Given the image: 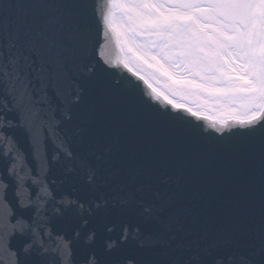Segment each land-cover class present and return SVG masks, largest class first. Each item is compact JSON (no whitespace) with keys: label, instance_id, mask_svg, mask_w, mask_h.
Masks as SVG:
<instances>
[{"label":"snow or ice","instance_id":"1","mask_svg":"<svg viewBox=\"0 0 264 264\" xmlns=\"http://www.w3.org/2000/svg\"><path fill=\"white\" fill-rule=\"evenodd\" d=\"M0 264H264V0H0Z\"/></svg>","mask_w":264,"mask_h":264},{"label":"rangeland","instance_id":"2","mask_svg":"<svg viewBox=\"0 0 264 264\" xmlns=\"http://www.w3.org/2000/svg\"><path fill=\"white\" fill-rule=\"evenodd\" d=\"M142 42H147V41H150V40H153L155 39L154 36H149L147 34H142L138 37ZM127 53V51L125 52ZM130 55V54H129ZM137 71L139 72H142L144 73L145 75H148L152 80L153 82L157 85V87H163V82L162 80L161 81H157L155 80L154 77L151 76V70L145 68L143 65L139 64L138 68L136 69ZM173 98L175 99H178L180 101H184L188 104H190L192 107H199L200 110H203V111H207L208 113L211 114H218V113H227V114H233V113H236L237 112L234 110V109H225L223 105L219 104L218 102L216 101H208L206 104L203 103L199 98L197 97H193V98H184L183 100H181L180 97L178 96H173Z\"/></svg>","mask_w":264,"mask_h":264},{"label":"bare ground","instance_id":"3","mask_svg":"<svg viewBox=\"0 0 264 264\" xmlns=\"http://www.w3.org/2000/svg\"><path fill=\"white\" fill-rule=\"evenodd\" d=\"M141 35H142V34H141ZM138 37H139V36H138ZM138 37H137V41H138V42H142ZM115 40H116V38H115ZM116 44H117V42H116ZM121 44H124V41H123V40H121ZM117 46H118V45H117ZM118 48H119V50L121 51L120 46H118ZM126 51H127V46L125 45V46H124V52H121V58L125 55L124 53H125ZM138 72H139V71H138ZM174 99H175V98H174ZM175 100H177V102L182 103V104L185 105V106L190 105V104H188V103H186V102H184V101H180V100H178V99H175ZM200 115H201V116H204V117H206V118H208V119H210V120H216L217 122H219V121H220L221 119H223V118H226L224 113L211 114V115H210V113H208L207 111H203V110H200ZM226 116L230 117V116H233V115H231V114H227ZM234 118H235V116H234Z\"/></svg>","mask_w":264,"mask_h":264},{"label":"water","instance_id":"4","mask_svg":"<svg viewBox=\"0 0 264 264\" xmlns=\"http://www.w3.org/2000/svg\"><path fill=\"white\" fill-rule=\"evenodd\" d=\"M106 55L110 58V59H112L114 62L115 61H118V59H119V51H118V49H117V47H116V45H115V42H114V37L110 34V43H109V46H108V48L106 49ZM136 64H137V62H135V61H133L132 62V65L135 67L136 66ZM125 71H127L126 69H125ZM146 86V85H145ZM204 118V117H203ZM206 122L207 123H212L211 121H209V120H207L206 119Z\"/></svg>","mask_w":264,"mask_h":264}]
</instances>
